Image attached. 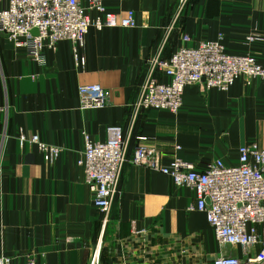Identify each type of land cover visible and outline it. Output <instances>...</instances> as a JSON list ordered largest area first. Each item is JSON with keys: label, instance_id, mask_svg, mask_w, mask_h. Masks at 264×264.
Masks as SVG:
<instances>
[{"label": "crops", "instance_id": "crops-1", "mask_svg": "<svg viewBox=\"0 0 264 264\" xmlns=\"http://www.w3.org/2000/svg\"><path fill=\"white\" fill-rule=\"evenodd\" d=\"M103 3L118 17L133 10L137 27L90 28L83 68L75 65L69 41L45 50V63L39 64L0 34V106L8 107L7 114H0V256L13 264L28 259L37 264H90L100 247V264L211 263L222 250L206 215L191 210L195 191L131 164L130 158L137 138L147 136L165 165L175 156L197 170L217 160L237 165L241 146L257 143L264 149V82L247 84L241 78L227 92L188 86L176 115L147 110L134 123L131 105L148 75V62L159 50L162 58H170L186 44V35L191 37L187 46L222 36L228 53H249L264 66V0ZM250 34L259 39L248 45ZM86 85L109 90L108 105L82 110L79 89ZM109 126H121L130 145L104 226L78 161L83 132L105 142ZM21 135L27 139L23 145ZM33 136L60 148L59 157L47 162L30 142ZM132 222L139 234L133 233ZM225 251L242 256L239 249Z\"/></svg>", "mask_w": 264, "mask_h": 264}, {"label": "built area", "instance_id": "built-area-1", "mask_svg": "<svg viewBox=\"0 0 264 264\" xmlns=\"http://www.w3.org/2000/svg\"><path fill=\"white\" fill-rule=\"evenodd\" d=\"M89 6L85 7L84 3ZM104 0H0V34L14 49L23 52L39 64L45 63V50H54L61 41L73 45L75 65L83 68L86 58L82 55L90 28L131 29L137 27L135 12L118 17L104 6ZM94 13V15L92 14ZM222 36H220V39ZM219 40L203 41L196 46L186 43L168 58L162 51L148 62V75L139 96L131 105L132 123L141 112L158 110L176 115L183 108V96L188 86L200 85L204 90L218 89L227 92L243 78L264 82V66L251 54H230ZM259 36L250 34L246 43L257 41ZM161 78H166L164 81ZM81 109H100L108 105L111 93L99 85L81 86ZM8 107L0 106V114H7ZM105 142L93 140L83 132L84 150L78 165L83 169L85 184L91 203L104 216L106 226L112 207L119 193L125 164L129 161L130 138H124L121 126L107 128ZM2 130L0 125V140ZM131 164L144 167L170 177L176 186L193 189L196 205L193 211L206 215L216 242L222 252L210 264H264V149L250 143L238 149L239 160L228 166L217 160L205 170H197L193 163L175 156L163 164L149 137L137 138ZM20 136L21 145L26 142ZM38 146L44 159L51 162L59 157L61 149L40 142L38 136L30 140ZM177 150L181 148L176 147ZM134 234H139L132 222ZM227 248L239 249L242 256L228 253ZM101 248L93 253L90 264H100ZM0 264H13L0 256ZM24 264H37L28 259ZM139 264V263H136Z\"/></svg>", "mask_w": 264, "mask_h": 264}, {"label": "rangeland", "instance_id": "rangeland-1", "mask_svg": "<svg viewBox=\"0 0 264 264\" xmlns=\"http://www.w3.org/2000/svg\"><path fill=\"white\" fill-rule=\"evenodd\" d=\"M208 234H209V232H208ZM204 235H205V237L203 238V241L206 242L207 234L205 233ZM204 263H205V264H210V262L207 263L206 261H204Z\"/></svg>", "mask_w": 264, "mask_h": 264}]
</instances>
